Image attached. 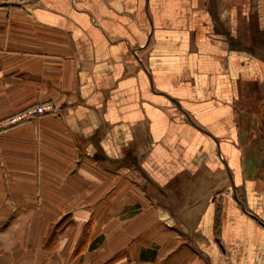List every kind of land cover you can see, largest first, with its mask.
I'll list each match as a JSON object with an SVG mask.
<instances>
[{"label":"crops","instance_id":"0c3cea01","mask_svg":"<svg viewBox=\"0 0 264 264\" xmlns=\"http://www.w3.org/2000/svg\"><path fill=\"white\" fill-rule=\"evenodd\" d=\"M0 264H264V0L0 4Z\"/></svg>","mask_w":264,"mask_h":264},{"label":"built area","instance_id":"2783aa9c","mask_svg":"<svg viewBox=\"0 0 264 264\" xmlns=\"http://www.w3.org/2000/svg\"><path fill=\"white\" fill-rule=\"evenodd\" d=\"M28 0H0V4L11 6H24ZM55 107L51 103L34 105L26 108L22 112L14 114L3 121H0V131L24 122L36 120L47 114H54Z\"/></svg>","mask_w":264,"mask_h":264}]
</instances>
